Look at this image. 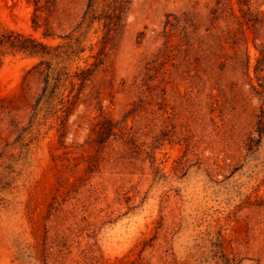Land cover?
I'll list each match as a JSON object with an SVG mask.
<instances>
[{
	"label": "rangeland",
	"instance_id": "1",
	"mask_svg": "<svg viewBox=\"0 0 264 264\" xmlns=\"http://www.w3.org/2000/svg\"><path fill=\"white\" fill-rule=\"evenodd\" d=\"M87 1L0 0V38L62 44L68 72L51 92L0 41V264H264L262 100L240 67L264 0H129L111 38L79 25Z\"/></svg>",
	"mask_w": 264,
	"mask_h": 264
},
{
	"label": "trees",
	"instance_id": "2",
	"mask_svg": "<svg viewBox=\"0 0 264 264\" xmlns=\"http://www.w3.org/2000/svg\"><path fill=\"white\" fill-rule=\"evenodd\" d=\"M40 0H34L36 9H38V3ZM101 1L103 4L97 7V3ZM129 0H88L86 8L81 16L82 23H86V27H90L95 21L102 23L103 28L105 29V38H111L118 33L122 24V16L126 5ZM36 18V14L34 15ZM242 17L244 18L247 28H254V26L260 21L258 19V13L253 14L250 11L244 12ZM35 18L33 23L36 24ZM78 25V26H79ZM43 37L49 38L53 37L54 34L50 31L49 27H46L42 32ZM64 41L67 50L72 56H77L82 52L85 47L82 44L83 38L79 36L73 37L72 34H65L61 36ZM2 40V41H1ZM1 42H4L11 48L12 51L18 53H24L29 56H35L39 58V61L35 66H43L40 72L44 71V81L45 84H48V79L51 77L54 81L51 87V92H54L66 77L67 75L66 67H63L62 70L54 71L50 58L59 57L60 53H54L51 50H57L62 47V44L49 45L47 43L41 42L37 39L26 37L21 33L8 31L6 35H2L0 38ZM258 53L255 55L254 60H251L247 47H245L244 57L241 60L240 67L242 69L243 75L249 80V85L254 95L261 99V105L259 113L257 114L255 129L247 137V149L252 150L256 145L262 141L264 137V50L257 49ZM87 71V70H86ZM85 72L81 70L80 73ZM81 79L84 77L81 76ZM85 79V78H84ZM255 81V82H254ZM72 87L74 83L70 81ZM46 90V85L43 88V91ZM255 134V135H254Z\"/></svg>",
	"mask_w": 264,
	"mask_h": 264
}]
</instances>
